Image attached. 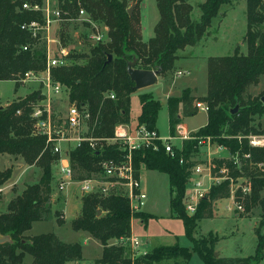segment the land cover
<instances>
[{"label": "trees", "instance_id": "16d2710c", "mask_svg": "<svg viewBox=\"0 0 264 264\" xmlns=\"http://www.w3.org/2000/svg\"><path fill=\"white\" fill-rule=\"evenodd\" d=\"M230 0H206L199 5L201 17L192 20L193 6L187 0H156L160 19L154 29V37L143 40L141 18L137 13L140 2L129 0H59V7L69 11L76 18L81 8L85 9L95 23L107 28L106 39L93 44L88 54L73 55L75 61L52 70L55 82L68 90L70 103L87 105L92 118L91 135L94 138L111 139L118 124L132 123L131 96L137 90L131 80L127 66L136 61V68L161 70V75L173 70L178 60L177 53L189 46H196L210 30L213 20L223 5ZM43 0H0V81H14L28 71L46 70V42L32 39L21 29L22 25L38 21L43 23L39 11L23 8L25 3L42 5ZM134 8L130 14L129 11ZM247 53L237 48L233 55L210 57L208 59V91L205 97L197 98L186 89L181 97L168 99L169 123L175 134L181 113L195 116L199 110L194 105L204 102L209 106L207 124L196 131L195 139L185 141L182 151L175 157L169 156L163 148L159 151L145 150L135 153V167L140 174L141 164L147 169L168 175L170 182V206L172 216L183 222L185 234L191 247L160 246L135 264H156L163 260H174V264H189L194 254L205 264H251L261 260L264 250V148L251 146L248 136L264 135V129L252 125L255 115L264 112V97H252L249 89L260 83L264 76V0H247ZM88 27L91 25L85 23ZM31 45L28 51L22 48ZM109 56L112 60L108 62ZM78 60H85L79 63ZM111 95L115 98L111 99ZM40 92H33L24 99L0 107V155L20 156L29 166L40 168V181L26 185L20 195L13 198L7 212L0 213V236H9L12 243L0 245V264H67L83 260V246L80 243H65L55 234L46 233L26 237L34 223L42 222L51 214L53 193V166L59 159L46 137L33 133L31 117L33 104ZM141 113L138 125L157 129L162 103L153 94L140 95ZM238 107V112L232 110ZM18 111L22 113L18 115ZM211 137L216 143L226 146L232 155L238 154L240 169L232 159L214 158L213 175L220 177V170L226 168L230 176L248 178L252 182V193L243 196L236 192L235 203L245 211L259 207L261 221L256 229L258 244L256 254L249 258L216 257L215 246L219 238L213 233L197 238L195 232L200 221L213 218L214 204L218 200L231 198L230 181L213 184L208 196L200 202L197 211L190 215L183 200L195 166L193 148L199 147L201 138ZM121 152L117 146L93 149L83 143L71 152L70 159L75 171L74 181L101 177L103 160L117 159ZM245 155H249L246 159ZM183 157L184 164H180ZM264 168V167H263ZM13 176V169L0 171V188ZM153 215L144 211L134 218L145 224ZM62 223V221H61ZM76 232H86L104 246L102 261L107 264H126L125 249L110 245L114 239L130 236L132 214L127 199L121 194L109 196L85 195L80 216L72 221Z\"/></svg>", "mask_w": 264, "mask_h": 264}, {"label": "rangeland", "instance_id": "374dc122", "mask_svg": "<svg viewBox=\"0 0 264 264\" xmlns=\"http://www.w3.org/2000/svg\"><path fill=\"white\" fill-rule=\"evenodd\" d=\"M56 2L59 0H55ZM140 2L138 14L141 18L142 33L144 39L154 34V27L159 20L160 14L156 0H129L131 3ZM193 6L192 20L198 21L201 17L199 5L206 0H187ZM143 21V25H142ZM247 0H230L223 5L218 16L213 20L208 34L196 45L180 50L178 60L173 70L165 75H159L157 84L136 91L131 96V119L137 120L141 113L140 95L153 94L162 105L157 120V128L164 137L175 135L172 133L169 123L168 99L181 97L184 90L190 89L191 95L201 98L208 91V59L210 57H222L233 55L237 48L241 53H247L245 37L247 33ZM107 30L104 25L95 23L88 27L84 22L78 20L57 21L53 24L50 38L52 54L60 58L64 56L62 49L67 51V63L75 61L69 59L70 55L88 54L90 45L87 39L91 40L94 35H101L106 39ZM148 38V39H147ZM92 43L96 42L92 39ZM102 40V41H103ZM97 44V43H96ZM66 57V56H64ZM85 63V60H78ZM181 72V75H179ZM41 90L40 83L19 84L15 81H0V106L11 104L19 99H24L33 92ZM252 97L264 95V76L260 83L249 89ZM70 102L68 92L56 97L53 101V108L56 113L65 115ZM179 123L188 126L189 130H197L205 126L207 112L199 111L195 116H184L181 113ZM252 125L257 129H264V112L262 115H255ZM138 125V120L133 126ZM157 130V129H156ZM157 130V131H158ZM104 143V146H111ZM179 148L183 147L177 142ZM103 146V147H104ZM193 148L194 157L192 161L195 166L203 165L208 159L207 148ZM221 155H228L223 153ZM183 158V157H181ZM13 169L12 178L0 188V213L7 212L9 202L20 195L26 185H33L40 181L42 171L35 166L27 165L20 156L0 155V171ZM57 167L53 166V193L51 198V214L42 222H36L33 228L26 232V237H34L40 234L53 233L65 243H80L83 246V260L94 262L103 256L104 246L86 232H76L72 228V221L81 214L82 200L85 195L81 192L79 181L66 185L63 191L59 190V176ZM203 175V182L208 187L209 178ZM140 177L142 189L148 195L144 211L153 214L149 219L148 226L139 223L140 219L134 218V234L144 242L149 252L155 251L160 246H169L178 243L180 246L191 247L192 243L185 234L183 222L172 216L170 199V182L168 175L152 171L141 164ZM223 182V181H222ZM245 181H239L243 185ZM4 186L7 188L4 189ZM189 186V185H188ZM97 195V194H92ZM100 196V195H98ZM231 208V209H230ZM215 216L200 221L195 232L197 238L206 237L209 233H218L219 243L215 246L217 257L223 258H249L256 254L258 238L256 229L261 221V209L256 207L250 212L237 210L235 201L232 198L222 199L215 202ZM62 221V223H61ZM146 225V224H145ZM264 235V227L262 228ZM119 240H111V243H118ZM128 253L125 251L124 256ZM26 264L32 262L27 256ZM156 264H174V260H163ZM190 264H204L197 254L193 255ZM251 264H264V250L261 252V260L253 261Z\"/></svg>", "mask_w": 264, "mask_h": 264}, {"label": "built area", "instance_id": "2783aa9c", "mask_svg": "<svg viewBox=\"0 0 264 264\" xmlns=\"http://www.w3.org/2000/svg\"><path fill=\"white\" fill-rule=\"evenodd\" d=\"M23 8L31 11H39L43 15V23L33 21L22 25L21 29L28 32L32 39H41L46 42V70L42 72L28 71L23 75L18 76L15 82L19 84L40 83V96L35 104L31 117L33 119V133L36 136L46 137L47 146H50L55 154H58L59 159L56 161L57 174L59 176V190L63 191L66 185L75 182L73 176L75 171L71 164V152L80 147L83 143L97 150L103 148L104 143H110L111 146H117L121 152L119 158L103 160L100 167L103 171L101 177H92L83 181H79L81 192L83 195L97 194L101 196H109L112 194L121 193L128 201L132 214V224L137 213L143 212L147 204L148 195L142 189L140 174L135 167V153L138 151L153 150L159 151L163 148L165 152L175 157L178 150L182 151L183 147L179 148L177 142L182 145L185 141L195 139V132L188 127L179 123L176 125L175 135L167 137L161 136L157 130L149 129L145 124L132 126L131 124H118L115 128L114 137L111 139L94 138L91 135L90 121L92 118L91 112L87 105L79 106L76 103H70L67 113L62 115L56 113L53 108V101L58 96H62L68 92L67 88L54 81L52 70L57 67L69 65L67 63V51L62 49L60 58L55 57L51 51L50 34L53 24L57 21H72L78 20L84 23L94 25L95 22L90 18L85 9L81 8L76 18H72L69 11H63L59 7V1L43 0L42 5L25 3ZM107 30V28H106ZM96 43L103 40L101 35L92 37ZM91 39V41H93ZM31 45H27L22 49L28 51ZM181 75V72H179ZM111 99L115 96L111 95ZM199 111H209V106L204 102H196L194 104ZM22 112L18 111V115ZM251 146L264 148V135L248 136ZM206 147L208 159L205 164L194 166L192 174L189 178V186L183 200L186 211L193 215L202 201L210 192L213 184L221 183L229 180L231 186V198L235 201L236 192L240 191L243 196L252 193V182L248 178H235L229 175L226 168L221 169L220 177L213 175L216 165L213 163L214 158H226L234 160L240 169V161L238 154L232 155L231 151L224 145L216 143L211 137L201 138L199 147ZM228 153V155H221ZM248 159L249 155H245ZM185 160L180 159V164H184ZM264 171V164L259 165ZM209 178L210 185L207 187L202 178L203 175ZM239 181H245L243 185H239ZM237 210H244L241 204L235 203ZM133 228V227H132ZM118 243H111L113 246L122 247L127 251L125 257L128 260L126 264H135L137 259H141L149 255L144 242L141 241L133 232L130 236L122 237ZM67 264H107L102 261V257L94 262H85L84 260L71 261ZM125 264V263H124Z\"/></svg>", "mask_w": 264, "mask_h": 264}, {"label": "water", "instance_id": "95a60500", "mask_svg": "<svg viewBox=\"0 0 264 264\" xmlns=\"http://www.w3.org/2000/svg\"><path fill=\"white\" fill-rule=\"evenodd\" d=\"M134 8H131L129 13L133 12ZM96 44V42H93ZM112 60V56H109L108 62ZM127 70L131 80L135 83V89L137 91L143 90L149 87H152L157 84L158 77L161 73V70H143L136 68V61L129 62L127 66ZM262 102L264 103V97L262 98ZM238 112V107L232 110V114H236ZM5 243H12V240L9 236H0V245ZM218 256V253L215 254Z\"/></svg>", "mask_w": 264, "mask_h": 264}, {"label": "crops", "instance_id": "0c3cea01", "mask_svg": "<svg viewBox=\"0 0 264 264\" xmlns=\"http://www.w3.org/2000/svg\"><path fill=\"white\" fill-rule=\"evenodd\" d=\"M159 19H160V17H159ZM158 21H159V20H158ZM157 23H158V22H157ZM157 23H156V24H157ZM142 25H143V21H142ZM155 26H156V25H155ZM142 28H143V26H142ZM154 29H155V27H154ZM142 35H143V40H144L145 42H148L151 38L154 37V34H153V35H150V36H149V37H150L149 40H145V39H144V34H143V33H142ZM147 39H148V38H147ZM90 41H91V40H90ZM158 78H159V77H158ZM206 95H207V94H206ZM206 95L201 96V97H205ZM162 104H163V103H162ZM6 105H9V104L7 103ZM162 106H163V105H162ZM0 107H5V106H4V105H1ZM139 115H140V114H139ZM138 117H139V116H138ZM138 117H137V118H138ZM136 121H137V120H136ZM136 121H133V119H132V123H131V125L133 126V124H135ZM207 121H208V116H207ZM206 124H207V122H206ZM206 124H205V125H206ZM187 127H188V126H187ZM188 129H189V128H188ZM199 129H200V128H199ZM199 129H197V130H191V131L196 132V131H198ZM157 130H158V128H157ZM158 132H159V134H160V131H159V130H158ZM160 135H161V134H160ZM161 136H162V135H161ZM6 188H7V187L4 186V189H6ZM214 205H215V204H214ZM230 209H231V208H230ZM144 212L147 213V214H150V213H148V212H146V211H144ZM150 215H153V214H150ZM78 216H80V215H78ZM78 216H77V217H78ZM153 216H154V215H153ZM214 216H215V213H214ZM151 219H152V218H151ZM148 222H149V221H148ZM139 223H140L141 225H143V226H146V227L148 226V223L145 225V223H144L142 220H140ZM132 227H133L132 229H133V231H134V225H133V224H132ZM213 233H214V232H213ZM214 234H215L216 236L218 235V233H214ZM218 236H219V235H218ZM219 242H220V241H219ZM219 242H218V243H219ZM176 244H178V243H176ZM173 245H175V244H173ZM169 246H172V245H169ZM191 260H192V259H191ZM190 262H191V261H190ZM203 263H204V262H203ZM189 264H190V263H189ZM204 264H205V263H204Z\"/></svg>", "mask_w": 264, "mask_h": 264}]
</instances>
